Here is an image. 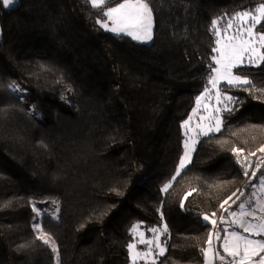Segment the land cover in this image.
I'll list each match as a JSON object with an SVG mask.
<instances>
[{
    "label": "trees",
    "instance_id": "16d2710c",
    "mask_svg": "<svg viewBox=\"0 0 264 264\" xmlns=\"http://www.w3.org/2000/svg\"><path fill=\"white\" fill-rule=\"evenodd\" d=\"M19 1L5 8L0 0V264H130L139 221L167 225L157 264H205L214 228L204 216H222L230 196L225 208L237 210L264 177V165L254 167L264 145V63L236 70L251 86H222L238 98L235 110L163 188L184 154L182 124L211 74L213 20L224 24L264 0H147L150 45L96 22L123 0L100 9L90 0ZM14 82L32 92L38 115ZM46 199L61 206L58 220H41L58 254L33 228V201Z\"/></svg>",
    "mask_w": 264,
    "mask_h": 264
},
{
    "label": "snow or ice",
    "instance_id": "6c2138e0",
    "mask_svg": "<svg viewBox=\"0 0 264 264\" xmlns=\"http://www.w3.org/2000/svg\"><path fill=\"white\" fill-rule=\"evenodd\" d=\"M108 2L109 0H90L91 6L96 9L102 8ZM15 3L16 0H3L5 8L11 7ZM102 16L106 19L97 20L96 22L106 31L117 35H126L133 40L142 42H148L152 39L153 10L147 0H123V2L116 4L114 7H107L106 10L102 11ZM109 22H111V26H109ZM212 24L215 29L214 34L218 37L216 47L212 49L216 55L211 58L212 64L209 65L211 74L208 77L204 91L200 96L196 97V107L193 108L192 112L196 114L201 107V101L209 100L213 96L217 106L209 109L208 104L205 103L203 107L207 111V116H201V122L197 123L194 128L189 127L193 118L191 115L188 120L183 122L182 127L186 129L185 136L187 137L184 142V154L179 160L175 175L168 184L164 185L163 191L165 192L172 186V182L181 175L187 163L191 162V153L195 151L197 138L219 132L223 124L221 113L233 112L235 109L231 105L239 103L238 98L228 95L223 90L222 85L229 90L242 86H251L252 82L247 77L236 74V70L246 63L251 65L264 63V31L257 30L258 25L264 27V4H260L254 10L236 12L222 28L217 27L219 20H213ZM230 29L232 34L228 35ZM222 32L223 36L221 35ZM189 132H193L194 135L189 136ZM242 151L243 149H233L234 153ZM259 151L264 152V147H261ZM252 154L254 155V153ZM244 174L246 176L249 175L247 171ZM252 176H255V173H252ZM260 190L264 192V177L260 179ZM191 194V192L187 193V195ZM240 194L243 195L242 192ZM232 195L235 196L236 193ZM253 196H255V193H253ZM231 199L232 197L230 196L224 200L220 208L228 211L225 205ZM250 205L251 200H246L238 205L239 211H229L228 214L232 217L231 220L220 216L219 222L221 224L227 223L229 227L235 226V228L242 231H229L228 228H224L222 230L224 232L223 237H221V230L219 229L215 233H209L208 247L202 249L205 264H213L214 259H219L221 264H264V197L256 200L255 207H250ZM33 211L37 210L33 208ZM37 214L39 215V212ZM215 215L216 213H212V216ZM204 220L209 221V216L205 215ZM210 223L213 228H216V220H211ZM33 228L40 233L38 239L42 240L46 245H51L53 252L58 253L55 241L52 240L48 233L43 231L41 225L37 223L33 225ZM138 229L139 224H134L130 232L134 236H139V242L147 246V251H135L136 245L130 243L128 249L132 256L133 264H135L138 257L144 260L152 258V264H155V255L163 256L166 251L163 244L159 241L161 229H149L155 234L152 240H146L143 232H138ZM162 231L167 232V225H164ZM213 235H215L217 241L222 240L220 247L226 255H222L213 246ZM255 237L260 238L257 239Z\"/></svg>",
    "mask_w": 264,
    "mask_h": 264
},
{
    "label": "rangeland",
    "instance_id": "374dc122",
    "mask_svg": "<svg viewBox=\"0 0 264 264\" xmlns=\"http://www.w3.org/2000/svg\"><path fill=\"white\" fill-rule=\"evenodd\" d=\"M114 7V6H113ZM105 20V19H104ZM227 22H225L224 24H218L217 27L218 28H222V26L226 25ZM109 26H111V22H109ZM259 27V25L257 26V28ZM154 28H155V22H154V14H153V30H152V39L148 42H142V41H138V40H133L131 37L129 36H126V35H117L116 33H113V32H110V31H107L111 34H114V35H117V36H126V37H129L131 38L133 41L139 43V44H144V45H150L153 43L154 41ZM232 34V30L230 29L229 32H228V35H231ZM221 35L223 36V32L221 33ZM218 38V37H217ZM262 64V63H261ZM261 64L259 65H251V64H245L244 66L242 67H245V66H254V67H258L260 66ZM224 86V85H222ZM11 88L12 90L23 100V102L25 103V105L29 108V110L31 111V113L33 115H38L39 111L36 110L32 104V92L29 90V89H26L24 88L21 84H19L18 82H14L12 83L11 85ZM228 95H231L230 93L227 92ZM207 103L208 106H209V109L217 106L216 103H215V98L213 96V98L209 99V100H202L201 101V107L200 109L197 111L196 114H193V112L191 113V116L193 117L192 120L190 121V124H189V127L190 128H194L195 125L197 123H200V117L201 116H207V111H205L203 105ZM196 107V106H195ZM225 112L221 113V119L223 120V124L221 126V130L223 129L224 127V119H223V115H224ZM220 130V131H221ZM185 131L186 129L184 128V134H185ZM219 131V132H220ZM219 132H215V133H211L209 135H213V134H216V133H219ZM189 136H192L194 135L193 132H189L188 133ZM206 136H199L197 138V143L195 145V148L198 144V142L200 141L201 138H204ZM187 139V137L185 136V140ZM189 143H191V141H189ZM194 152V151H193ZM193 152L191 153V160H192V157H193ZM191 163V162H190ZM190 163H187V165H189ZM186 165V166H187ZM55 201V203H53ZM33 206L34 208L37 210L35 211V218H34V222H33V225L39 223L41 225V220L44 216H49V217H52L53 219L55 220H58L60 218V213H61V206H60V202L58 200H55V199H46V200H34L33 201ZM37 212H39V215L37 214ZM211 220V218H209V221ZM208 222V221H207ZM134 224H139V229H138V232H143L144 234V237L146 240H152L154 239V233L149 231V229H153V228H157V229H161V232L159 233V241L163 244V246L165 247L166 251H167V243H168V238H169V230L167 228V232H163V227L164 225L160 226V227H150V226H146L145 223L143 222H135ZM36 234L37 235H40V233H38L36 230H35ZM133 236V240L131 243H134L136 245V249L135 251H147V246L145 244H142L139 242V236L136 235ZM51 248L52 246L49 245ZM56 246V244H55ZM57 248V246H56ZM166 251H165V254H166ZM56 254H58L57 252H55ZM164 254V255H165ZM163 255V256H164ZM129 256H130V264H133V260H132V256L130 254V251H129ZM163 256H159V255H155V264H157L160 259L163 257ZM135 264H152V258H149L148 260H144V259H141V258H137L136 259V262Z\"/></svg>",
    "mask_w": 264,
    "mask_h": 264
},
{
    "label": "crops",
    "instance_id": "0c3cea01",
    "mask_svg": "<svg viewBox=\"0 0 264 264\" xmlns=\"http://www.w3.org/2000/svg\"><path fill=\"white\" fill-rule=\"evenodd\" d=\"M8 8H10V7H8ZM254 193H255V196H253L252 199H251V205H250V207H255V206H256V200H257L258 198H260V197H264V192H261V190H260V181H259V184L257 185V187H256ZM229 211H231V210L226 211V212L222 215V216H224L227 220H231V219H232V217H230L229 214H228ZM235 211H239V209H237V210H235ZM257 214L259 215V213H257ZM219 218H220V217L215 218V219H212V218H211V220H216V221H217V225H216V228H214V232H213V233H215V232L217 231V229H219V230H221V231H220V235H221V237H223L224 232H223L222 230H223L224 228H228L229 231H232V230L242 231V230H240V229H238V228H235V226H233V227H229V225H228L227 223L221 224V223L219 222ZM211 220H210V221H211ZM255 238L259 239L260 237H255ZM212 242H213V246H214L217 250H219V251L221 252L222 255H226L225 253H223V249L220 247V245L222 244V240L217 241V240L215 239V235H213V241H212ZM213 264H221V262L219 261V259H214V260H213Z\"/></svg>",
    "mask_w": 264,
    "mask_h": 264
},
{
    "label": "built area",
    "instance_id": "2783aa9c",
    "mask_svg": "<svg viewBox=\"0 0 264 264\" xmlns=\"http://www.w3.org/2000/svg\"><path fill=\"white\" fill-rule=\"evenodd\" d=\"M19 0H16V3L13 4L10 8H15L18 6L19 4ZM261 147H264V145H262ZM260 147V148H261ZM259 148V149H260ZM257 163H264V152H260L259 150L256 152L255 154V162H254V166L257 164ZM255 169L257 170L256 166H255Z\"/></svg>",
    "mask_w": 264,
    "mask_h": 264
},
{
    "label": "bare ground",
    "instance_id": "6f19581e",
    "mask_svg": "<svg viewBox=\"0 0 264 264\" xmlns=\"http://www.w3.org/2000/svg\"><path fill=\"white\" fill-rule=\"evenodd\" d=\"M256 154V153H255ZM254 162H255V160H254ZM263 165H264V163H257L255 166H256V168H257V170H259V169H261L262 167H263ZM254 166V167H255ZM256 170V169H255Z\"/></svg>",
    "mask_w": 264,
    "mask_h": 264
}]
</instances>
